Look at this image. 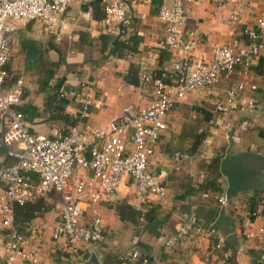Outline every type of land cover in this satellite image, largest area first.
I'll use <instances>...</instances> for the list:
<instances>
[{
	"label": "crops",
	"instance_id": "0c3cea01",
	"mask_svg": "<svg viewBox=\"0 0 264 264\" xmlns=\"http://www.w3.org/2000/svg\"><path fill=\"white\" fill-rule=\"evenodd\" d=\"M160 2L130 3L124 20L110 28L102 23L100 0H71L55 35L35 23L19 26L12 35L5 66L10 75L6 87L22 80V99L16 107L26 110V130L31 135L46 136L70 124L80 129L103 128L119 117L124 107H144L147 100L138 98L136 90L139 75L165 76L178 58L177 52L157 46L164 35L157 18ZM235 5L239 9L238 23L224 25L221 18ZM263 13L264 0H228L216 11L210 0H195L184 6L182 31L187 38H200L193 53L208 59L212 43L244 47L243 32L253 28ZM101 37L105 38L103 51ZM239 82L244 83V89L235 108L224 117L217 116L212 100L222 99L224 92ZM79 85L85 87L91 102L80 117L78 99L57 98L60 91L75 90ZM249 99L254 100V108L240 111ZM164 122L166 129L148 158V169L165 186V195L153 198L146 212L145 223L156 222L157 234L133 219L119 218L118 206L125 217L128 208L136 205L133 186L126 180L113 200L99 204L103 238L94 254L79 243L74 245L77 253L73 254L64 239L51 240L47 228L58 220L61 203L54 192L32 199L42 198L43 208L29 224H39L45 230L30 235L24 228L23 248L35 252L42 264H120L118 256L130 249L148 254L152 258L149 264H260L264 256V51L246 68L238 65L229 76H220L214 85L178 102ZM226 151L229 155H247L242 162L260 180L252 185L254 188L229 198L223 207L224 223L232 225L224 229L230 236L223 246L229 259L220 262L219 251L205 235L184 238L170 249L158 246V235L172 236L176 226L187 218H195L203 226L215 222L221 207L212 198H203L198 189L224 194L226 183L218 172V160ZM4 153L0 143V167L12 162ZM175 153L187 158L175 159ZM210 185L215 190H210ZM81 223L85 224V218ZM3 261L0 238V264Z\"/></svg>",
	"mask_w": 264,
	"mask_h": 264
},
{
	"label": "built area",
	"instance_id": "2783aa9c",
	"mask_svg": "<svg viewBox=\"0 0 264 264\" xmlns=\"http://www.w3.org/2000/svg\"><path fill=\"white\" fill-rule=\"evenodd\" d=\"M71 0H0V143L5 156L12 163L0 167V238L3 240L2 264H42L35 252L24 247V234L12 225L11 205L22 206L38 195L54 192L60 196L58 220L47 228L52 241L64 239L73 254L75 244L94 254L102 241L103 230L99 216V204L114 199L118 188L129 180L133 186L136 205V222L145 224V215L153 198L165 195L162 180L148 169V158L153 153L159 135L166 129L165 116L174 106L193 93L214 85L220 76H229L234 68H244L264 51V13L255 21L253 28L243 32L246 45L237 47L212 43L209 58L194 55L198 36L187 38L182 31L184 6L195 0H160L157 18L164 35L157 42L161 50L177 52L169 74L158 78L145 73L139 75L136 87L138 98L147 104L139 109L126 106L121 115L103 128H78L69 125L65 130H54L48 135H31L25 128L24 118L15 111L22 99V80L17 79L6 87L10 75L5 69L13 33L19 26L35 23L55 35L62 23ZM150 0H100L102 23L110 28L120 24L130 3H148ZM228 0H210L214 11L225 6ZM239 9L235 5L221 18L224 25L237 24ZM124 55H129L124 51ZM245 74V71L243 72ZM84 86L75 90H62L60 101L78 99L80 117L90 107L89 95ZM244 89L237 83L224 92L222 99L211 102L213 112L226 116ZM252 99L239 108L251 111ZM14 146V148H11ZM175 159L187 158L175 153ZM30 174L36 176L33 183ZM203 198H212L223 208L227 204L224 194L202 192ZM255 214L252 213L251 216ZM85 218V224L81 220ZM45 228L30 223L26 232L40 235ZM262 234L261 229L258 230ZM205 235L219 251V261L229 259L223 250L225 236L211 225L203 226L195 218H187L175 228L172 236L158 235L156 244L170 249L184 238ZM120 264H149L152 258L136 249H130L117 258ZM264 264V256L259 259ZM217 264V263H215Z\"/></svg>",
	"mask_w": 264,
	"mask_h": 264
},
{
	"label": "water",
	"instance_id": "95a60500",
	"mask_svg": "<svg viewBox=\"0 0 264 264\" xmlns=\"http://www.w3.org/2000/svg\"><path fill=\"white\" fill-rule=\"evenodd\" d=\"M243 159H248V156L244 154L229 155L228 151H226L225 155L218 160V172L226 183L224 189L226 200L236 194L254 188L252 185L256 182H260L259 176H254L255 174L251 172L252 170L248 164L242 162ZM223 211L224 209L220 208L219 215L211 226L220 230L225 236L226 241H229L230 236H228L224 229L225 227L232 228V225L230 222L228 224L224 223L225 219L222 216ZM157 226L158 224L156 222L145 223L143 229L157 234Z\"/></svg>",
	"mask_w": 264,
	"mask_h": 264
},
{
	"label": "trees",
	"instance_id": "16d2710c",
	"mask_svg": "<svg viewBox=\"0 0 264 264\" xmlns=\"http://www.w3.org/2000/svg\"><path fill=\"white\" fill-rule=\"evenodd\" d=\"M100 44H101V50L102 51L105 50V47H104L105 46V38L104 37L100 38ZM122 47H124V46H122ZM55 89L56 90L58 89V85L55 87ZM15 111L18 112L19 114H21L22 116H24L26 110L23 108L21 109V108L15 107ZM70 125H72V124H70ZM30 178L32 179L33 183H35L37 181L34 174H30ZM212 186L213 185L209 186L210 190L214 189V188H212ZM198 190H200L199 192H206L208 190V188L198 189ZM42 203H43L42 198H37L36 200H33V201L30 200V201L26 202L22 206H17V205L13 206V208H12V225L14 226V228L18 232L22 233L24 228H26L28 226L29 222L41 211V209L43 208L41 205ZM116 212L118 213L120 219H127V220L133 219L136 222V213L134 212L133 209L128 208V212H127V215L125 217H123V215H121V208H119V206L116 208ZM145 218H146V215H145Z\"/></svg>",
	"mask_w": 264,
	"mask_h": 264
}]
</instances>
